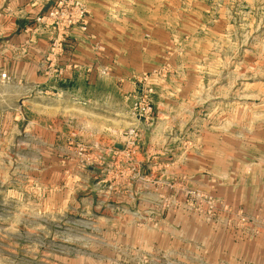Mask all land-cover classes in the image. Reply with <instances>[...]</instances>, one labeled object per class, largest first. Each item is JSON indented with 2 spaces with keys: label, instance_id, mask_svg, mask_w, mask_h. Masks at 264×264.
Segmentation results:
<instances>
[{
  "label": "rangeland",
  "instance_id": "obj_1",
  "mask_svg": "<svg viewBox=\"0 0 264 264\" xmlns=\"http://www.w3.org/2000/svg\"><path fill=\"white\" fill-rule=\"evenodd\" d=\"M117 2L162 34L105 121L123 138L149 94L140 149L95 151L0 82V264H264V0Z\"/></svg>",
  "mask_w": 264,
  "mask_h": 264
},
{
  "label": "crops",
  "instance_id": "obj_2",
  "mask_svg": "<svg viewBox=\"0 0 264 264\" xmlns=\"http://www.w3.org/2000/svg\"><path fill=\"white\" fill-rule=\"evenodd\" d=\"M0 1L2 85L13 82L11 87L20 92L21 100L36 99L43 94L46 101L58 102L62 124L76 122L70 128L83 135L81 139L95 151L101 152L113 141L122 143L123 138L115 134V126L105 121L116 120L117 90L122 95L135 91L132 74L152 68L159 56L158 40L162 34L157 22L124 12V2L87 0L92 12L88 30H70L65 50L54 60H48L52 32L31 33L27 28L39 13L51 9L56 0H8L7 5L5 0ZM98 59L110 70L105 79L97 78ZM90 66L96 68L89 71ZM55 68H63V75L54 72ZM4 73L10 79L2 78ZM74 105L78 106L77 112L70 111ZM47 113L52 117L56 112L51 107ZM51 121L58 120L51 118ZM81 128L83 131H79Z\"/></svg>",
  "mask_w": 264,
  "mask_h": 264
},
{
  "label": "built area",
  "instance_id": "obj_3",
  "mask_svg": "<svg viewBox=\"0 0 264 264\" xmlns=\"http://www.w3.org/2000/svg\"><path fill=\"white\" fill-rule=\"evenodd\" d=\"M90 16L89 6L83 0H57L54 7L35 17L31 25L28 26L27 31L31 33L40 32L41 30L52 32L48 60H54L65 50V39L70 30L73 28H79L84 32L88 30ZM77 67V65H73V68ZM93 68V66H90L89 71ZM109 71L107 67L98 68V73L101 75H109ZM54 72L63 75L64 69L55 68ZM2 78L5 80L10 79L5 73L2 74ZM144 79L147 78L144 77ZM151 100L150 95L144 91L131 107V114L137 119L138 123L122 133L123 142L120 149L127 156L135 155L140 149L144 138V129L141 122L151 120L154 113Z\"/></svg>",
  "mask_w": 264,
  "mask_h": 264
}]
</instances>
